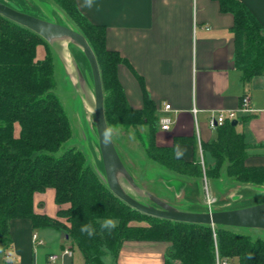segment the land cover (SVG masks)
<instances>
[{"label": "trees", "instance_id": "obj_1", "mask_svg": "<svg viewBox=\"0 0 264 264\" xmlns=\"http://www.w3.org/2000/svg\"><path fill=\"white\" fill-rule=\"evenodd\" d=\"M35 1L0 0L18 11L47 20L38 14ZM52 1L72 21L73 26H66L80 32L96 55L110 130L147 127L146 134L135 130L146 158L169 172L164 180L180 182L186 195L202 192L204 175L212 183L226 177L230 182L242 185L237 199L227 204L216 203L211 206L213 211L264 203V197L257 193L258 187H264V166L246 165L250 145L231 121L217 127L216 137L201 145L203 164L193 137L177 136L172 145L158 144L155 139L160 119L158 107L143 78L128 60L118 51L107 48L106 28L90 22L79 10L76 0ZM214 1L219 3L221 12L231 13L234 17L231 28L235 39L234 62L242 72L243 81L264 74L263 24L241 0ZM39 45L46 48V55L41 60L36 56ZM49 45L38 34L0 15V247L9 248L12 244L11 220L29 219L34 229L65 231L81 251L85 264H102L106 252L117 256L125 241L169 242L167 264H214L211 226L161 220L130 208L112 194L102 178L105 176L102 158L103 175L87 163L86 155L80 149H64L73 130L55 91V61ZM69 45L78 50L75 61L82 73L81 65L85 66V63L91 71L83 51ZM121 64L132 71L140 84L143 95L140 109L131 107L128 102L118 78ZM90 75L92 77V72ZM16 125L20 128L18 136L15 135ZM178 144L193 146L191 161L176 155ZM205 156L212 160L210 164ZM48 188L55 190V202L61 206L58 218L34 212V194ZM63 205L67 207L63 208ZM182 210L208 212V207L195 201ZM59 218L66 219L67 224ZM109 220L116 226H107ZM215 229L221 256L236 259L238 264H264V239L240 233L233 227L215 226Z\"/></svg>", "mask_w": 264, "mask_h": 264}, {"label": "crops", "instance_id": "obj_2", "mask_svg": "<svg viewBox=\"0 0 264 264\" xmlns=\"http://www.w3.org/2000/svg\"><path fill=\"white\" fill-rule=\"evenodd\" d=\"M241 1L264 26V0ZM76 3L90 22L106 28L107 48L118 51L143 78L160 116L166 103L172 106L167 113L172 123L167 130L159 127L158 144L172 145L177 136L193 137L201 158V145L216 137L209 119L219 111L239 110L243 98L249 97L251 110L237 113L236 129L250 145L246 165L264 166V74L243 81L234 62L231 13L221 12L214 0H92L91 7L86 0ZM45 55L44 46L37 47V59ZM118 78L130 106L142 108V89L132 71L121 64ZM19 130L16 125V136ZM176 155L191 161L194 148L178 144ZM205 159L207 164L212 162L208 156ZM33 200L36 214L58 218L61 206L55 202L54 189L36 192ZM33 234L39 235L42 245L33 242ZM10 237L11 246L0 247V264H50L53 255L58 256L54 264H85L65 231L34 229L29 219H13ZM170 246L169 242L125 241L117 256L106 252L102 264H167ZM65 250L71 254H64Z\"/></svg>", "mask_w": 264, "mask_h": 264}, {"label": "rangeland", "instance_id": "obj_3", "mask_svg": "<svg viewBox=\"0 0 264 264\" xmlns=\"http://www.w3.org/2000/svg\"><path fill=\"white\" fill-rule=\"evenodd\" d=\"M35 2H37L38 14L47 21L61 22L73 26L66 13L52 0H36ZM40 46L43 45L38 47ZM44 49L46 52L45 46ZM49 49L55 61V91L65 107L73 130L72 138L63 147L64 149L71 147L80 149L85 153L87 163L103 175L100 167L101 153L99 152L98 135L94 123V84L90 75L91 71L87 63H85V66L81 65L87 82V85L81 87L74 66L75 54L78 52L77 48L66 42H57L50 44ZM38 56H40L39 52ZM135 130L146 134L147 127L138 126L136 129L133 127L127 129L118 127L111 129L110 132L117 150L133 172L138 185L143 191L150 192L181 209H186L193 205L195 201H198V204L207 206L208 211L212 210L211 206L216 203L223 204L226 202L227 204L238 198V190L243 189L242 185L239 186L230 182L226 177L218 180V183H212L205 175L203 177L202 192L194 191L190 195H186L180 182L164 180L163 178L168 176L169 172L146 158ZM124 185L135 198L144 203H150L146 197L141 196L140 193L131 189L127 184ZM257 189V193L264 197V187H258ZM62 223L67 224V220H62ZM142 225L147 224L142 223ZM234 229L253 238L264 239V229ZM231 264H238V261L232 259Z\"/></svg>", "mask_w": 264, "mask_h": 264}, {"label": "water", "instance_id": "obj_4", "mask_svg": "<svg viewBox=\"0 0 264 264\" xmlns=\"http://www.w3.org/2000/svg\"><path fill=\"white\" fill-rule=\"evenodd\" d=\"M0 15L33 31L49 44L66 42L77 46L85 54L91 67L94 84V123L105 172V176H102V178L115 197L142 214L170 222L264 229V203L227 211L192 212L179 209L158 196L143 191L126 168L111 136L105 116V95L100 68L96 55L87 39L80 32L66 25L49 22L23 13L2 2H0ZM74 66L78 82L81 87H84L87 82L76 61ZM231 124L236 126L237 120H232ZM124 184L140 193L141 196L146 197L150 203H144L135 198L128 192Z\"/></svg>", "mask_w": 264, "mask_h": 264}, {"label": "built area", "instance_id": "obj_5", "mask_svg": "<svg viewBox=\"0 0 264 264\" xmlns=\"http://www.w3.org/2000/svg\"><path fill=\"white\" fill-rule=\"evenodd\" d=\"M250 99L249 97H244L242 100V104L239 108V110H227V111H219L216 114H214L210 119H209V127L211 129H216L219 126H222L226 121H232L237 118V113L238 112H247L250 111ZM162 111L164 112L159 119V127L162 130H167L169 129L171 123H172V117L169 116L167 113L170 111H173L172 106L168 103H166L163 106ZM193 111L196 113L197 109H193ZM201 152V162L203 164V157H202V149L200 148ZM212 211V210H210ZM212 227V233H213V239H214V246H215V262L214 264H231V259L227 257H223L219 253L218 245H217V233L215 226ZM32 240L35 244L37 245H42L43 240L39 237L38 234H33ZM64 254H71L69 250H65ZM58 256L53 255L50 257V261L54 264V261L57 260Z\"/></svg>", "mask_w": 264, "mask_h": 264}, {"label": "clouds", "instance_id": "obj_6", "mask_svg": "<svg viewBox=\"0 0 264 264\" xmlns=\"http://www.w3.org/2000/svg\"><path fill=\"white\" fill-rule=\"evenodd\" d=\"M86 4H87V6L91 7L92 0H86ZM107 226H109V227H115L116 226V223L114 221H112V220H109V221H107ZM89 234L91 235V233H89Z\"/></svg>", "mask_w": 264, "mask_h": 264}]
</instances>
